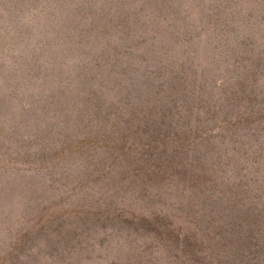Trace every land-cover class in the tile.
Segmentation results:
<instances>
[{"label": "rangeland", "instance_id": "rangeland-1", "mask_svg": "<svg viewBox=\"0 0 264 264\" xmlns=\"http://www.w3.org/2000/svg\"><path fill=\"white\" fill-rule=\"evenodd\" d=\"M0 264H264V0H0Z\"/></svg>", "mask_w": 264, "mask_h": 264}]
</instances>
